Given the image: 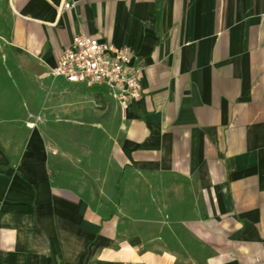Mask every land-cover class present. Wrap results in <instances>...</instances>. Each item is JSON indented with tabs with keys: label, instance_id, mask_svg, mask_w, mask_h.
Masks as SVG:
<instances>
[{
	"label": "crops",
	"instance_id": "crops-1",
	"mask_svg": "<svg viewBox=\"0 0 264 264\" xmlns=\"http://www.w3.org/2000/svg\"><path fill=\"white\" fill-rule=\"evenodd\" d=\"M79 32L141 66L114 129ZM0 264H264V0H0Z\"/></svg>",
	"mask_w": 264,
	"mask_h": 264
},
{
	"label": "built area",
	"instance_id": "built-area-1",
	"mask_svg": "<svg viewBox=\"0 0 264 264\" xmlns=\"http://www.w3.org/2000/svg\"><path fill=\"white\" fill-rule=\"evenodd\" d=\"M69 7L70 3L64 4V8ZM132 59L130 47L79 32L48 74L78 87L102 88L127 110L143 93L141 66L133 64Z\"/></svg>",
	"mask_w": 264,
	"mask_h": 264
},
{
	"label": "rangeland",
	"instance_id": "rangeland-1",
	"mask_svg": "<svg viewBox=\"0 0 264 264\" xmlns=\"http://www.w3.org/2000/svg\"><path fill=\"white\" fill-rule=\"evenodd\" d=\"M80 92L89 91L90 99L88 100L91 102L90 113L87 110L82 111L80 116L84 119V123L91 121V123L95 122V126H104L105 124H111L112 128H116L119 122L122 119V107L120 104L115 102L114 100L106 97H96L95 98V90H79ZM69 124L63 123L64 126H77L76 122L73 120L68 121ZM88 124V123H87ZM85 126H88V125ZM79 126V125H78Z\"/></svg>",
	"mask_w": 264,
	"mask_h": 264
},
{
	"label": "water",
	"instance_id": "water-1",
	"mask_svg": "<svg viewBox=\"0 0 264 264\" xmlns=\"http://www.w3.org/2000/svg\"><path fill=\"white\" fill-rule=\"evenodd\" d=\"M23 63L28 71H31L36 75H41L45 72V68L43 66L36 62H32V60L29 58H27L25 61L23 60Z\"/></svg>",
	"mask_w": 264,
	"mask_h": 264
}]
</instances>
